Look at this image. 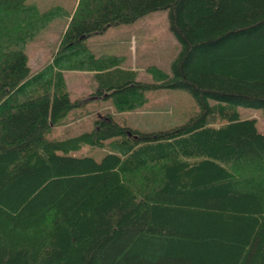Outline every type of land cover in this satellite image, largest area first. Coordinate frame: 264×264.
I'll return each mask as SVG.
<instances>
[{
	"label": "trees",
	"instance_id": "1",
	"mask_svg": "<svg viewBox=\"0 0 264 264\" xmlns=\"http://www.w3.org/2000/svg\"><path fill=\"white\" fill-rule=\"evenodd\" d=\"M167 10L180 44L154 81L97 54L88 38ZM68 10L0 0V264H264V0H78L52 61L32 73L27 44ZM66 71H89L118 112L182 89L199 110L140 131L112 114L51 139L78 104ZM219 124H214L219 122ZM111 151L76 156L85 144Z\"/></svg>",
	"mask_w": 264,
	"mask_h": 264
},
{
	"label": "rangeland",
	"instance_id": "2",
	"mask_svg": "<svg viewBox=\"0 0 264 264\" xmlns=\"http://www.w3.org/2000/svg\"><path fill=\"white\" fill-rule=\"evenodd\" d=\"M38 4L40 10L55 5L65 7L69 14L55 19L28 42L27 54L31 72L35 73L52 61L60 39L70 21L78 0H29ZM39 36V37H38ZM38 37V38H37ZM88 45L97 54L126 55L124 66L138 71V78L152 82L154 77L148 67L155 65L171 72V61L180 51V44L170 30L168 11L159 10L147 14L134 24L110 27L103 34L88 38ZM66 81L73 101L77 106L70 111L62 124L54 126L48 133L51 139H64L83 131H90L95 120L112 114L122 125L140 131L168 129L188 121L189 116L199 110V105L190 93L182 89L161 88L148 90V101L135 111L118 112L111 99L92 93L97 84L89 71H66ZM242 119L255 118L258 130L264 133V113L260 108L238 107ZM215 122L214 124H219ZM112 140L103 146L85 144L72 151L76 156H92L98 161L111 151Z\"/></svg>",
	"mask_w": 264,
	"mask_h": 264
},
{
	"label": "crops",
	"instance_id": "3",
	"mask_svg": "<svg viewBox=\"0 0 264 264\" xmlns=\"http://www.w3.org/2000/svg\"><path fill=\"white\" fill-rule=\"evenodd\" d=\"M37 5H38V4H37ZM56 19H57V18H56ZM52 22H53V21H52ZM52 22H51V23H52ZM49 25H51V24H49ZM38 37H39V36H38ZM38 37H37V38H38ZM99 55H100V54H99ZM91 73H92V72H91ZM94 92H95V91H94ZM94 92H93V93H94ZM93 93H92V94H93ZM93 95H94V94H93ZM96 96H97V95H96ZM99 97H100V96H99ZM101 98H102V97H101Z\"/></svg>",
	"mask_w": 264,
	"mask_h": 264
}]
</instances>
